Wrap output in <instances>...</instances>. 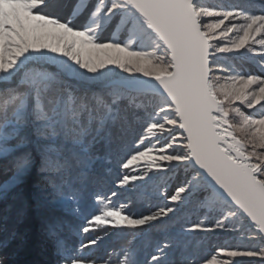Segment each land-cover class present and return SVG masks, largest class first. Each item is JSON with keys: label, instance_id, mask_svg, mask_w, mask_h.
Returning <instances> with one entry per match:
<instances>
[{"label": "snow or ice", "instance_id": "6c2138e0", "mask_svg": "<svg viewBox=\"0 0 264 264\" xmlns=\"http://www.w3.org/2000/svg\"><path fill=\"white\" fill-rule=\"evenodd\" d=\"M25 249L264 264V0H0V264Z\"/></svg>", "mask_w": 264, "mask_h": 264}, {"label": "rangeland", "instance_id": "374dc122", "mask_svg": "<svg viewBox=\"0 0 264 264\" xmlns=\"http://www.w3.org/2000/svg\"><path fill=\"white\" fill-rule=\"evenodd\" d=\"M212 3L220 2V0H210ZM107 38V34H105L104 37H101V39ZM259 47V46H257ZM258 59V57H257ZM236 60L239 61V57H236ZM246 67L248 65H245ZM130 195L129 193H124L119 199L121 202L124 201V197ZM139 205H137V208L135 210H139ZM186 214L189 218V222L192 221H199V220H205V217L203 215H200L198 212H196L194 209H189L186 211ZM91 235L95 236V233H92ZM197 238L201 241V248H200V254L201 255H207L210 252H212L213 248L217 246H228L232 245L235 246L240 241L238 238L234 236H229L227 234H221V233H209V234H199ZM86 242V241H85ZM204 250V251H203Z\"/></svg>", "mask_w": 264, "mask_h": 264}, {"label": "trees", "instance_id": "16d2710c", "mask_svg": "<svg viewBox=\"0 0 264 264\" xmlns=\"http://www.w3.org/2000/svg\"><path fill=\"white\" fill-rule=\"evenodd\" d=\"M95 235H103L102 232H97ZM93 236V235H92ZM94 237V236H93ZM123 243H125V240L121 238V236L117 233L111 234L105 241L99 245V247L96 249L98 254H104L107 251L118 248ZM204 251V250H203ZM44 257H39L35 251L31 249H25L22 250L16 259L20 261V264H29V262L36 260V259H42Z\"/></svg>", "mask_w": 264, "mask_h": 264}]
</instances>
